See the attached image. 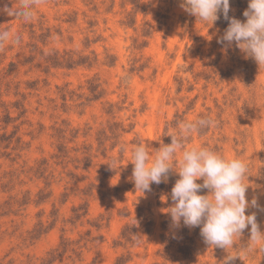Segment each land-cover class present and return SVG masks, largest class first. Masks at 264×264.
<instances>
[{
  "label": "rangeland",
  "instance_id": "1",
  "mask_svg": "<svg viewBox=\"0 0 264 264\" xmlns=\"http://www.w3.org/2000/svg\"><path fill=\"white\" fill-rule=\"evenodd\" d=\"M247 5L230 0L229 16L245 20ZM31 11H0L13 34L0 42V264H223L228 253L264 264L248 229L227 253L199 227L172 226L178 174L145 193L132 179V147L212 119L185 145L248 164L246 214L264 231V69L217 42L228 21L211 26L180 0H33Z\"/></svg>",
  "mask_w": 264,
  "mask_h": 264
},
{
  "label": "clouds",
  "instance_id": "2",
  "mask_svg": "<svg viewBox=\"0 0 264 264\" xmlns=\"http://www.w3.org/2000/svg\"><path fill=\"white\" fill-rule=\"evenodd\" d=\"M32 2L20 0L17 8L0 11L27 20L32 16ZM180 7L200 21L210 22L211 26L222 15L228 26L217 42L224 45L225 50L235 44L246 58H253L259 69H264V0H248L243 21L229 16L230 0H180ZM11 37L13 34L9 31H0V42ZM214 123L206 118L185 121L177 130L166 134L171 137L170 143L161 141L156 149L146 142L132 147L130 162L134 165L135 188L145 193L151 191L153 183L167 182L170 172L178 174L170 194L173 204L165 211L170 214L173 227L179 228L181 222L188 228L199 227L200 235L209 247L226 251L248 229L247 250L264 253V231L257 223L256 213L246 214L250 206H257L255 198L246 199L248 184L244 181L250 175L248 164L205 146L185 145L194 133L214 126ZM200 180L202 183L198 182ZM202 189H207V193L202 194ZM236 257L240 255L228 253L223 264H231Z\"/></svg>",
  "mask_w": 264,
  "mask_h": 264
}]
</instances>
